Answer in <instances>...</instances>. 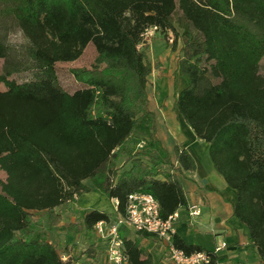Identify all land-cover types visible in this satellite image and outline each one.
Here are the masks:
<instances>
[{"label": "trees", "instance_id": "obj_1", "mask_svg": "<svg viewBox=\"0 0 264 264\" xmlns=\"http://www.w3.org/2000/svg\"><path fill=\"white\" fill-rule=\"evenodd\" d=\"M149 26L173 33L176 72L187 80L176 108L236 190L232 214L264 264V0H0V264L82 260H64L48 229L94 237L98 221L125 216L133 192L152 193L163 218L188 205L181 176L196 162L155 132L147 86L162 63L148 55ZM14 33L24 42H12ZM90 43L94 62L71 68L80 86L70 91L56 63L77 60ZM95 190L118 200L116 212L93 207L63 223L61 206ZM130 231L122 230L128 264H153L142 240L156 235ZM174 243L204 249L177 234ZM95 246L84 251L91 262Z\"/></svg>", "mask_w": 264, "mask_h": 264}, {"label": "crops", "instance_id": "obj_2", "mask_svg": "<svg viewBox=\"0 0 264 264\" xmlns=\"http://www.w3.org/2000/svg\"><path fill=\"white\" fill-rule=\"evenodd\" d=\"M155 45L156 43L149 42L148 55L151 60V54L156 50ZM155 54L162 66L153 69L147 86L150 108L156 118L155 132L172 154L178 144L187 149L194 158L196 168L183 172L181 177L188 203H197L202 208L193 221L186 208L182 207L176 222V234L187 242L200 244L209 250L215 249L225 240L226 246L216 252L217 260L224 264H261L248 228L232 214L233 204L237 200L236 190L227 185L222 175L215 170L209 158L207 142L196 136L176 108L175 95L187 85L185 77L176 72L177 51L173 52L169 47ZM169 58L175 59L170 73L167 72ZM160 70L163 74L159 73ZM151 93H155V103L151 100ZM170 96L172 99L168 100ZM113 199H110L111 202ZM142 243L153 254V264H173L166 259L164 249L157 238H144ZM100 256L105 259V254H98L99 258Z\"/></svg>", "mask_w": 264, "mask_h": 264}, {"label": "built area", "instance_id": "obj_3", "mask_svg": "<svg viewBox=\"0 0 264 264\" xmlns=\"http://www.w3.org/2000/svg\"><path fill=\"white\" fill-rule=\"evenodd\" d=\"M157 26H149L143 36L150 39ZM143 44H139L141 47ZM144 141L137 143L141 147ZM77 196V195H76ZM113 212L117 210L118 200L113 199ZM182 208V207H181ZM181 208L176 209L168 217L163 218L160 215V205L152 193L137 191L130 193L127 200L126 214L118 215L110 220H100L94 226V242L101 244V252L105 254L106 264H128V254L125 247V238L122 234L123 229L132 231L147 230L156 235L160 241L167 260L173 264H209L213 259V254L221 247L226 246L227 242L222 241L215 249L208 251L206 249L187 253L183 248H179L174 243V235L177 232L176 222L180 217ZM190 217H195L201 213L202 208L197 203H188L185 207ZM62 258L66 260L67 255ZM71 264H84L82 260L74 261ZM215 264H224L216 260Z\"/></svg>", "mask_w": 264, "mask_h": 264}, {"label": "rangeland", "instance_id": "obj_4", "mask_svg": "<svg viewBox=\"0 0 264 264\" xmlns=\"http://www.w3.org/2000/svg\"><path fill=\"white\" fill-rule=\"evenodd\" d=\"M173 38V33L171 31L164 32L160 30H156L154 35L149 39V42L156 43L155 45V52H162L166 48H169L171 45V41ZM11 41L15 42L17 44L23 43L24 39L21 36L20 33H14L11 36ZM159 46V47H158ZM150 49H148L149 51ZM150 52V51H149ZM155 52L151 54L152 61H157V57ZM174 52V51H173ZM174 55V54H173ZM172 55V56H173ZM96 56V50L92 43L88 44L85 48L83 54L75 61L70 62H57L56 63V69L58 71L60 82L63 86H65L68 90L73 91L76 88L80 86V84L75 80L73 74L71 73V68L73 67H90L92 63L94 62V58ZM171 56V57H172ZM175 57V55L173 56ZM163 58V54H162ZM168 68L167 72L170 73L172 71V67L175 64V59H168ZM2 64L3 59L0 58V72L2 71ZM262 71H264V59H263V67ZM163 71H159V73H162ZM14 77L17 80H22L24 77V73L21 74H14ZM5 85L0 83V89H4ZM172 97H168V100H171ZM151 100L153 103L156 102V96L155 93H151ZM134 139L135 136L130 138L125 146L124 149L126 150L123 152V155L117 160V163L120 164L122 160L124 159L125 155L131 151V147L134 145ZM6 174L0 169V180L4 179ZM113 202L101 193L95 191H91L88 193H81L80 195L75 196V198L68 202V204H64L62 209V217H63V223L67 224L68 222L74 221L75 219H78L82 213L85 210H88L89 208L93 207H100L108 212H113ZM37 215L44 216V211H37ZM195 220V217H193V221ZM129 234H134L133 231H130ZM59 236V237H58ZM95 237H86L83 233H73L68 234L64 230H58L57 227H52L48 229V239L58 246L60 253L62 255H74L78 256L80 259H82L84 264H106V261H104V257L100 256L97 257L98 261L91 262L90 256H87V253L84 254L86 248L91 243V241H94ZM95 250L98 251L99 254H101L102 245L100 244L98 247V243H95Z\"/></svg>", "mask_w": 264, "mask_h": 264}, {"label": "clouds", "instance_id": "obj_5", "mask_svg": "<svg viewBox=\"0 0 264 264\" xmlns=\"http://www.w3.org/2000/svg\"><path fill=\"white\" fill-rule=\"evenodd\" d=\"M22 31V30H21Z\"/></svg>", "mask_w": 264, "mask_h": 264}]
</instances>
